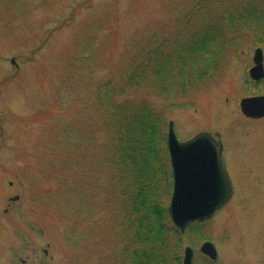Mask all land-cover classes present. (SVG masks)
<instances>
[{
	"label": "rangeland",
	"instance_id": "1",
	"mask_svg": "<svg viewBox=\"0 0 264 264\" xmlns=\"http://www.w3.org/2000/svg\"><path fill=\"white\" fill-rule=\"evenodd\" d=\"M209 1L0 0V241L39 248L45 244L29 229H43L45 264H112L122 237L100 182L106 167L95 166L105 153L93 145L109 137L98 88L121 75L134 47L180 45L219 25L221 5ZM227 40L224 47L215 41L219 63L204 85L174 100L149 99L175 123L180 141L208 132L230 155L233 199L188 232L193 264H264V119L244 117L240 108L242 99L264 95V81L254 87L249 77L264 46ZM65 126L74 132L69 141ZM206 242L217 260L201 253Z\"/></svg>",
	"mask_w": 264,
	"mask_h": 264
},
{
	"label": "trees",
	"instance_id": "2",
	"mask_svg": "<svg viewBox=\"0 0 264 264\" xmlns=\"http://www.w3.org/2000/svg\"><path fill=\"white\" fill-rule=\"evenodd\" d=\"M208 5L223 8L214 19L219 25L203 26L180 45L155 42L144 50L134 47L126 53V65L119 67L121 75L98 88L97 110L104 115L101 125L109 137L107 143L93 145L95 152L105 153L95 166L106 167V178L100 182L106 184L107 211L122 237L112 247V264H183L188 232L204 223L182 233L169 216L173 192L169 124L149 98L174 100L204 85L219 63L217 39L222 47L226 37V45L247 37L264 46V0H211ZM131 93L136 94L133 99ZM73 134L65 126L64 139L69 141Z\"/></svg>",
	"mask_w": 264,
	"mask_h": 264
},
{
	"label": "water",
	"instance_id": "3",
	"mask_svg": "<svg viewBox=\"0 0 264 264\" xmlns=\"http://www.w3.org/2000/svg\"><path fill=\"white\" fill-rule=\"evenodd\" d=\"M253 80L264 78V51H255ZM241 112L247 118L264 117V96L244 98ZM167 145L174 177L168 213L174 225L184 233L193 223L212 219L232 200L234 190L223 157L222 144L210 133L201 132L187 141L176 135L175 123H169ZM200 251L213 261L218 251L211 242ZM194 250L185 249L183 264H193Z\"/></svg>",
	"mask_w": 264,
	"mask_h": 264
},
{
	"label": "flooded vegetation",
	"instance_id": "4",
	"mask_svg": "<svg viewBox=\"0 0 264 264\" xmlns=\"http://www.w3.org/2000/svg\"><path fill=\"white\" fill-rule=\"evenodd\" d=\"M253 66H254V62H253ZM264 78L261 80H256V81H252L253 82V86L257 87L259 85V83L263 82ZM260 95V94H259ZM258 96V95H255ZM254 97V96H252ZM251 120H262L263 118H259V119H252L249 118ZM218 137V136H217ZM218 140L220 141V139L218 138ZM230 155L226 154L225 149H224V154L223 157L225 159L226 162V166L229 165V157ZM229 160V161H228ZM29 231H31L33 234L35 235H39L40 237L38 238L39 240H41L45 246L42 247H36V243L31 244V246L33 245L34 247H27V246H20V248H13L11 249V244H4L3 241H0V261H3L5 264H29L30 259H33L34 261L38 262V264H45V260L48 256V251H47V244L44 242L45 241V231L43 229H36V228H32L29 229ZM36 231L38 233H36ZM40 232V233H39ZM5 236V235H4ZM8 234H6V238H8ZM21 238V237H20ZM25 239H21L20 241H24ZM35 242V240H33ZM25 242V241H24ZM26 252H29L28 254H26Z\"/></svg>",
	"mask_w": 264,
	"mask_h": 264
}]
</instances>
